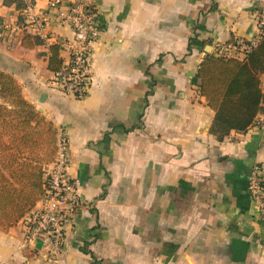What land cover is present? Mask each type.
Returning a JSON list of instances; mask_svg holds the SVG:
<instances>
[{
    "label": "crops",
    "instance_id": "crops-1",
    "mask_svg": "<svg viewBox=\"0 0 264 264\" xmlns=\"http://www.w3.org/2000/svg\"><path fill=\"white\" fill-rule=\"evenodd\" d=\"M27 1L0 0V69L65 134L83 204L61 250L27 243L22 220L0 230V264H264V220L248 188L264 127L219 140L196 77L219 44L264 32V0H98L102 32L80 99L47 68L51 44L67 61L72 29L51 0H30L48 22L29 23ZM25 34L42 42L24 48Z\"/></svg>",
    "mask_w": 264,
    "mask_h": 264
},
{
    "label": "trees",
    "instance_id": "trees-1",
    "mask_svg": "<svg viewBox=\"0 0 264 264\" xmlns=\"http://www.w3.org/2000/svg\"><path fill=\"white\" fill-rule=\"evenodd\" d=\"M25 34L21 45L40 44ZM59 46L51 44L47 68L60 69ZM264 73V32L242 59L207 53L196 71L199 92L214 112L210 132L219 140L231 130L246 132L264 101L260 75ZM58 129L23 96L10 73L0 69V230L16 225L42 197L44 171L57 154ZM94 264V262L92 263Z\"/></svg>",
    "mask_w": 264,
    "mask_h": 264
},
{
    "label": "built area",
    "instance_id": "built-area-1",
    "mask_svg": "<svg viewBox=\"0 0 264 264\" xmlns=\"http://www.w3.org/2000/svg\"><path fill=\"white\" fill-rule=\"evenodd\" d=\"M68 7L62 9V0H51L50 7L56 9L57 20L68 24L74 33L65 47L68 59L59 70L53 72V83L62 92L80 99L87 95L91 85L92 44L102 32L98 12V0H68ZM24 17L29 23H37L43 29L48 22L44 12L36 11L35 4L27 1ZM259 37H236L219 44L215 54L222 57L244 58L258 43ZM254 126L264 127V116ZM68 142L61 129L57 133V154L44 171L45 190L35 206L22 218L25 241H41L43 246L61 250L64 227L80 209L83 201L78 189L80 182L68 173ZM248 188L257 209L264 220V161L253 166Z\"/></svg>",
    "mask_w": 264,
    "mask_h": 264
},
{
    "label": "rangeland",
    "instance_id": "rangeland-1",
    "mask_svg": "<svg viewBox=\"0 0 264 264\" xmlns=\"http://www.w3.org/2000/svg\"><path fill=\"white\" fill-rule=\"evenodd\" d=\"M260 18H261V17L258 18L257 23L259 24V26H260L259 28H260V29H264V28H263V25H260V23H261V22H260V21H261ZM259 19H260V20H259Z\"/></svg>",
    "mask_w": 264,
    "mask_h": 264
}]
</instances>
